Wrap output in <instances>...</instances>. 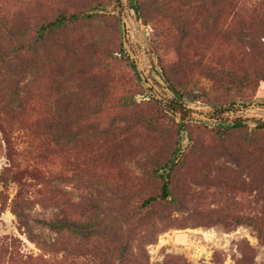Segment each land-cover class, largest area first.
<instances>
[{"label":"rangeland","instance_id":"rangeland-1","mask_svg":"<svg viewBox=\"0 0 264 264\" xmlns=\"http://www.w3.org/2000/svg\"><path fill=\"white\" fill-rule=\"evenodd\" d=\"M121 1L122 7L101 0L112 21L93 24L72 42L88 51L92 41L105 39L113 50L111 62L100 66L110 98L99 91L80 95L89 104L104 100L103 112L71 109L62 78L50 76V68L21 111L7 114L9 99L0 96V238L15 235L23 254L51 259L56 248L31 240L17 213L47 238L59 236L47 225L58 213L96 220L103 232L95 230L98 255L93 249L67 264H101L104 254L114 264H264V13L218 15L206 58L187 50L188 64L216 57L213 63L222 60L234 73L235 83L225 77L218 84L196 66H180L175 0H136L142 15L130 0ZM239 1L245 9L264 2ZM123 28L141 70L126 48L129 59L120 52ZM176 149L173 192L180 203L159 210L166 221L141 226L134 209L160 191V167ZM109 228L129 240L127 260L101 250Z\"/></svg>","mask_w":264,"mask_h":264},{"label":"trees","instance_id":"trees-1","mask_svg":"<svg viewBox=\"0 0 264 264\" xmlns=\"http://www.w3.org/2000/svg\"><path fill=\"white\" fill-rule=\"evenodd\" d=\"M12 1L15 0H0V96H6L9 99H4L7 103V114L26 108L29 103V96L26 94L32 88H35L33 94L37 95L36 84L42 80L45 68H50V76L56 73V80L62 78L66 91L63 97L67 95L71 109H79L78 112L86 111L93 115L103 112L101 104L104 100L98 105L89 104L80 95L85 91L92 93L99 91L103 93V99L110 96L111 90L108 83L102 82L107 75L100 69V66L111 62L113 50L107 47L105 39L97 38L92 41L88 51L72 43L82 30L90 28L95 23L101 25L102 20L112 21V15L106 14V7L101 0H91L92 3L88 6L83 5L79 0H50L47 3L44 0H33L32 4L26 2L18 9H12L9 6ZM117 1L122 7V1ZM130 2L138 14L142 15L143 3H138L136 0H130ZM175 2L177 11L171 16L172 19L175 18L176 48L182 59L180 66L184 64L196 66L218 84H224L225 77L227 83H235L234 73L223 68L222 60L213 63L212 60L215 57L211 60L212 63L207 61L208 63L204 65L198 62L188 64L187 50L194 48V54H200L206 58L218 15L222 17L227 15L228 19H232L245 18L243 13H264V2L256 4L253 9H245L239 0H175ZM162 11L168 12L166 7H163ZM119 48L120 52L127 55L121 39ZM127 56L129 59V55ZM132 65L136 68L133 61ZM60 67L63 71L59 70ZM30 86L31 89L27 90L26 88ZM171 87L176 96L182 95L178 88L173 85ZM75 88L77 92L72 93L71 90ZM179 153L180 149H176L171 160L160 167L162 170L159 173L160 191L149 195L142 200L140 205H136L134 211L139 216V225L142 226L152 221L153 218L161 223L166 221L167 217L160 213L161 209L168 208L172 202L180 203V199L173 192V174ZM149 172L150 175L155 176L159 171ZM17 215L21 225L26 227L29 238L43 249L56 248L55 254L51 259L40 255L23 254L20 249L22 240L15 235H5L0 238V264H47L49 262L67 264L77 260L80 255L89 254L93 249L96 251L94 254L98 255L97 245L93 246V241L94 235L97 236L96 228L99 227L98 230L101 232L102 230L96 220L92 219L88 222L66 216L59 218L56 213L47 225L59 236L47 238L41 233H34L21 213ZM110 220V225H112L117 223L120 217L117 216ZM105 233L101 250L108 247L110 248L109 253H114L120 260H127L129 240L125 241L122 235L112 228ZM59 252H63L62 256L57 254ZM104 256L101 264H114V261L109 262L108 254ZM128 261L132 260L128 259Z\"/></svg>","mask_w":264,"mask_h":264},{"label":"water","instance_id":"water-1","mask_svg":"<svg viewBox=\"0 0 264 264\" xmlns=\"http://www.w3.org/2000/svg\"><path fill=\"white\" fill-rule=\"evenodd\" d=\"M123 27H125L124 26V20H123ZM123 41H124V45H125L126 50L129 52V54L131 55V57L135 61L137 68L139 70H141V68H142L141 63H140L135 51L131 48V45L129 44V41L127 40V38L125 36L124 28H123Z\"/></svg>","mask_w":264,"mask_h":264}]
</instances>
